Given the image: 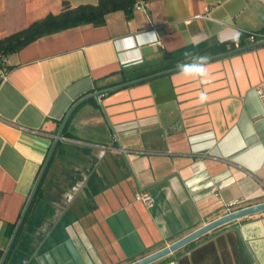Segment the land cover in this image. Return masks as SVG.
Wrapping results in <instances>:
<instances>
[{
	"label": "crops",
	"instance_id": "0c3cea01",
	"mask_svg": "<svg viewBox=\"0 0 264 264\" xmlns=\"http://www.w3.org/2000/svg\"><path fill=\"white\" fill-rule=\"evenodd\" d=\"M62 1L0 0V36L59 11ZM142 6L40 36L1 59L0 69L9 65L0 72L2 253L67 111L96 93L69 115L3 264H126L264 201V43L209 54L264 31V0ZM152 31L160 43L136 39ZM198 55L209 57L208 75H183L178 65ZM236 226L264 264V210L150 264H252L234 240Z\"/></svg>",
	"mask_w": 264,
	"mask_h": 264
},
{
	"label": "trees",
	"instance_id": "16d2710c",
	"mask_svg": "<svg viewBox=\"0 0 264 264\" xmlns=\"http://www.w3.org/2000/svg\"><path fill=\"white\" fill-rule=\"evenodd\" d=\"M136 1L138 0H96L95 3H80L77 5H71L68 1L64 0L62 1V5L59 11L48 12L42 17L31 21L25 27L0 36V61L9 52L17 51L21 49L23 46L37 39L40 36L85 23H91L92 25L95 26L102 25L105 22L106 14L111 11L122 9L126 13V16H130L133 5ZM143 1H148V0H143ZM244 37L245 34H242L237 39H233L229 41L227 43L228 45L226 43H221L212 46L209 48V54L215 55L217 53L225 52L230 49L241 50L243 48H248L256 45L255 42H248V43L245 42ZM235 42H237V45L235 44ZM8 69H9V65H5L3 68L4 71H7ZM57 148H58V143L56 144L50 156L48 164L44 170L41 180L33 195L32 201L29 207L27 208L23 220L18 228L16 236L18 235V232L20 231L23 223L26 221L27 217L29 216L34 203L38 199L42 182L45 178L46 172L51 164L53 155ZM49 151L50 148L45 156L43 163L45 162ZM38 174L39 172L37 173L36 178ZM15 225L16 223L12 224L10 226V229L6 231V233L9 236L12 234ZM234 240L236 241V243H238V249L240 253L243 255L244 259L247 262H249L248 257L246 256L244 250L242 249L240 239L236 234H234ZM0 254H2V250H0ZM167 258L168 256H164L162 260H166Z\"/></svg>",
	"mask_w": 264,
	"mask_h": 264
},
{
	"label": "water",
	"instance_id": "95a60500",
	"mask_svg": "<svg viewBox=\"0 0 264 264\" xmlns=\"http://www.w3.org/2000/svg\"><path fill=\"white\" fill-rule=\"evenodd\" d=\"M261 43H264V40H259V41L255 42V44H261ZM235 50H237V49H231V50L222 52L220 54L230 53V52H233ZM146 77H148V76H145L144 78H146ZM129 82H131V81H129ZM126 83H128V82H126ZM119 85H121V84H119ZM119 85H117V86H119ZM95 94L96 93L93 92L91 94L85 95L84 97L80 98L67 111V113H66V115H65V117H64V119L62 121L61 127L59 129L58 134H57V137L54 139V141L52 143V146H51L50 151H49V153L47 155V158H46L45 162L43 163V165H42V167H41V169L39 171V174H38V176L36 178L34 186H33L32 190H31V192H30V194H29V196H28V198L26 200L25 206H24V208L22 210V213H21L17 223H16V226H15L13 232H12V235H11L9 241H8V244H7V246L5 247V249H4L3 253H2V256L0 258V264H3L4 261H5V258H6L7 254H8V252H9V249H10V247H11V245L13 243V240H14V238L16 236L17 230H18V228H19V226H20V224H21V222L23 220V217H24V215L26 213L27 208L29 207V205H30V203L32 201V198H33V195H34V193L36 191V188H37V186H38V184H39V182L41 180V177H42V175L44 173V170H45V168H46V166L48 164L50 156H51V154H52V152H53V150L55 148V145H56V143H57V141H58V139H59V137L61 135V131H62V129H63L68 117H69V115L71 114L72 110L81 101H83L84 99H86V98H88L90 96H95ZM262 210H264V201L234 209L232 211H229V212H227V213H225L223 215H220V216L212 219L211 221H208V222L202 224L198 228H196V229L192 230L191 232L183 235L182 237L172 241L171 243H169V244H167V245H165V246H163V247H161V248H159V249H157V250H155V251H153V252H151L149 254H146V255L138 258V259L130 261V262L126 263V264H150V263L154 262L155 260H158V259L168 255L169 253H171V252L177 250L178 248L186 245L187 243L191 242L192 240L200 237L201 235H203V234H205V233H207V232H209V231H211V230H213V229H215V228H217V227H219V226H221V225H223V224H225V223H227L229 221H232V220L240 218L242 216H246L248 214L255 213V212H258V211H262ZM236 229H237V233L239 235L242 247H243L246 255L248 256V258L250 259L252 264H257V262L255 261L253 255L251 254L249 248L247 247L245 241L243 240V238L241 236V233H240V231L238 229V226H236Z\"/></svg>",
	"mask_w": 264,
	"mask_h": 264
},
{
	"label": "clouds",
	"instance_id": "9594fccd",
	"mask_svg": "<svg viewBox=\"0 0 264 264\" xmlns=\"http://www.w3.org/2000/svg\"><path fill=\"white\" fill-rule=\"evenodd\" d=\"M131 40V38H128ZM142 44H157L160 43L159 35L155 31L144 32L136 37ZM193 63L178 65V70L185 76H201L205 77L208 75V69L206 67L209 57L207 55H198L192 58Z\"/></svg>",
	"mask_w": 264,
	"mask_h": 264
},
{
	"label": "built area",
	"instance_id": "2783aa9c",
	"mask_svg": "<svg viewBox=\"0 0 264 264\" xmlns=\"http://www.w3.org/2000/svg\"><path fill=\"white\" fill-rule=\"evenodd\" d=\"M134 5L137 7H143L142 6L143 0L136 1L134 3ZM201 16L210 17L208 11L203 13ZM246 37H247L248 42H257L259 40H264V32H262V31H249L246 33ZM0 72L4 73L5 71L3 69H0ZM139 198H141L143 200V202L146 204H151V202H152V197L149 193H143L142 195H139Z\"/></svg>",
	"mask_w": 264,
	"mask_h": 264
}]
</instances>
